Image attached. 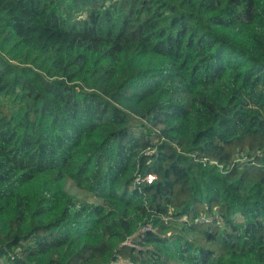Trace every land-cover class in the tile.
Returning a JSON list of instances; mask_svg holds the SVG:
<instances>
[{"label": "trees", "instance_id": "1", "mask_svg": "<svg viewBox=\"0 0 264 264\" xmlns=\"http://www.w3.org/2000/svg\"><path fill=\"white\" fill-rule=\"evenodd\" d=\"M120 260L264 264V0H0V264Z\"/></svg>", "mask_w": 264, "mask_h": 264}, {"label": "rangeland", "instance_id": "2", "mask_svg": "<svg viewBox=\"0 0 264 264\" xmlns=\"http://www.w3.org/2000/svg\"><path fill=\"white\" fill-rule=\"evenodd\" d=\"M156 60V59H154ZM148 61V59H144V60H131L130 58H128L126 60V63H125V68L129 67L130 65L132 64H136L137 68H140L144 62ZM83 158L80 159V161H82ZM62 188L69 194L71 195H77V196H80L82 199H89L91 201H94L95 199L89 195L86 191L78 188L76 185H74V181L72 179H68L64 182H62L61 184ZM93 198V199H92ZM172 231L169 232V235ZM137 236V234H135L134 236L130 237L129 240H127L128 242L126 243H129L132 241L133 238H135ZM120 262V261H119ZM118 261H114L112 262V264H119ZM120 264H130L129 262H121Z\"/></svg>", "mask_w": 264, "mask_h": 264}, {"label": "built area", "instance_id": "3", "mask_svg": "<svg viewBox=\"0 0 264 264\" xmlns=\"http://www.w3.org/2000/svg\"><path fill=\"white\" fill-rule=\"evenodd\" d=\"M154 178H155V176H154L153 174H149V175L147 176V181H148L149 183H151V182L153 181ZM118 262H119V261H118ZM121 262L126 263V262H128V261H122V260H120L119 264H120Z\"/></svg>", "mask_w": 264, "mask_h": 264}]
</instances>
